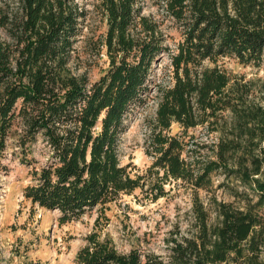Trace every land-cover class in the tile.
<instances>
[{
  "label": "trees",
  "instance_id": "obj_1",
  "mask_svg": "<svg viewBox=\"0 0 264 264\" xmlns=\"http://www.w3.org/2000/svg\"><path fill=\"white\" fill-rule=\"evenodd\" d=\"M96 1L106 18L109 65L90 82L71 66L87 17L79 0H15V8L0 0V158L14 135L19 163L31 167L23 197L57 212L62 226L137 188L146 177L129 176L122 137L145 104L153 63L171 53L174 85L158 123L206 124L218 139L213 158L199 167L179 139H157L147 173L157 178L154 186L180 180L192 189L195 230L187 236L175 226L163 253H122L90 236L74 264H264V95L253 100L249 83L216 65L230 58L264 70V0H162L180 36L175 52L159 25L141 16L138 0ZM38 142L43 161L32 157ZM217 172L237 185L219 183L230 201L213 191L205 203L199 191L210 192Z\"/></svg>",
  "mask_w": 264,
  "mask_h": 264
},
{
  "label": "rangeland",
  "instance_id": "obj_2",
  "mask_svg": "<svg viewBox=\"0 0 264 264\" xmlns=\"http://www.w3.org/2000/svg\"><path fill=\"white\" fill-rule=\"evenodd\" d=\"M6 1L12 8L16 7L15 0ZM79 4L86 9L87 17L82 22L83 35L75 44L76 56L71 66L76 74H85L93 82L109 65L103 46L106 18L98 1L79 0ZM138 7L141 16L159 25L164 44L175 52L180 36L164 12L162 0H138ZM170 54H161L153 63L145 104L136 111L122 137L121 162L128 166L129 176L132 179L136 176L146 178L140 180L139 186L129 195H123L103 211L97 210L77 222L60 226L57 212L32 206L23 197L24 188L30 184L31 167L19 163L15 136H10L0 158V264H74L77 252L87 244L90 236L111 241L122 253L132 248L163 253V240L175 226L187 236L194 232L192 189L180 180H169L165 184L158 181V186L162 187V193L158 195L159 190L155 189L158 186H154L157 178L154 175L149 177L147 173L157 155V139H179L185 149L184 156L193 165L196 163L195 167L213 158L212 148L218 139V134L206 124L185 129L172 122L169 128L163 129L158 123L164 93L174 85ZM216 65L223 68L233 81L240 79L249 83L253 100L259 101L264 95L263 69L243 66L230 58L220 59ZM16 130L14 128L12 133ZM41 149L40 142L34 145L32 157L43 161ZM223 182L229 187L237 185L232 180L226 181L220 172L213 173L210 192L199 191L201 200L208 203L215 191L218 200L230 201L223 189L216 190V186Z\"/></svg>",
  "mask_w": 264,
  "mask_h": 264
}]
</instances>
